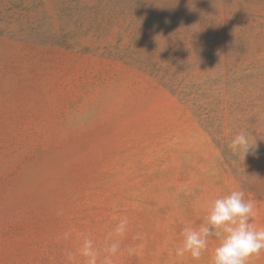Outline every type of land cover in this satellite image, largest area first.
I'll use <instances>...</instances> for the list:
<instances>
[{
	"label": "rangeland",
	"instance_id": "1",
	"mask_svg": "<svg viewBox=\"0 0 264 264\" xmlns=\"http://www.w3.org/2000/svg\"><path fill=\"white\" fill-rule=\"evenodd\" d=\"M233 190L264 226V0H0V264H73L125 216L115 264H211L215 237L176 249Z\"/></svg>",
	"mask_w": 264,
	"mask_h": 264
},
{
	"label": "clouds",
	"instance_id": "2",
	"mask_svg": "<svg viewBox=\"0 0 264 264\" xmlns=\"http://www.w3.org/2000/svg\"><path fill=\"white\" fill-rule=\"evenodd\" d=\"M233 156L243 161L248 155H256L257 141L252 142L251 134L241 130L235 134L229 143ZM212 175L216 170L211 171ZM204 222L198 227L186 225L183 228V241L176 249L178 257L189 253L195 260H200L208 250L211 237L219 240L214 248L211 264H248L253 257H259L264 252V226L255 222L258 216L256 202L246 198L243 190H233L228 195H223L206 203ZM58 215H63L61 209ZM129 219L127 216L120 219L112 233H109L111 243H105L103 248L97 247L96 241L91 236L83 238L82 246L76 251H67L68 261L75 264L77 256L85 258V264H115L113 257L121 250V238L128 231ZM71 233H64L63 239L67 240ZM61 239V237H57ZM136 240L142 239L137 233ZM143 245L129 248L130 255L141 253ZM103 254V259L101 256Z\"/></svg>",
	"mask_w": 264,
	"mask_h": 264
}]
</instances>
